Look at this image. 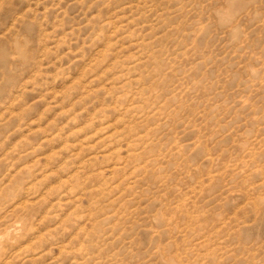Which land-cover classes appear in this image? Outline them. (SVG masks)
<instances>
[{
  "label": "rangeland",
  "instance_id": "rangeland-1",
  "mask_svg": "<svg viewBox=\"0 0 264 264\" xmlns=\"http://www.w3.org/2000/svg\"><path fill=\"white\" fill-rule=\"evenodd\" d=\"M0 264H264V0H0Z\"/></svg>",
  "mask_w": 264,
  "mask_h": 264
}]
</instances>
